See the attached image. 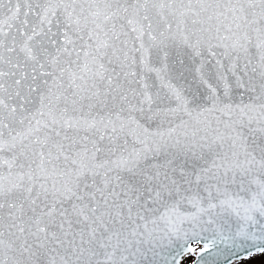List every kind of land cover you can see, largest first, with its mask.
Here are the masks:
<instances>
[{
	"label": "snow or ice",
	"instance_id": "snow-or-ice-1",
	"mask_svg": "<svg viewBox=\"0 0 264 264\" xmlns=\"http://www.w3.org/2000/svg\"><path fill=\"white\" fill-rule=\"evenodd\" d=\"M205 233L264 242V0H0V264Z\"/></svg>",
	"mask_w": 264,
	"mask_h": 264
},
{
	"label": "water",
	"instance_id": "water-1",
	"mask_svg": "<svg viewBox=\"0 0 264 264\" xmlns=\"http://www.w3.org/2000/svg\"><path fill=\"white\" fill-rule=\"evenodd\" d=\"M187 227V225H185ZM211 233L202 234L201 237H192L191 234L184 238L183 236L174 240L172 246L168 249L171 256H175L177 253L180 255L177 257V264H180V259L183 255L188 252L184 251V247L188 248L191 245H198L201 250H198L195 254V258L190 264H230L233 261L239 260L243 257L248 256V252L251 249L252 253L257 252L256 248L258 246L264 247V242H252V241H239L238 245H224L218 243L215 247L205 249L204 241L211 239ZM199 241V242H197Z\"/></svg>",
	"mask_w": 264,
	"mask_h": 264
},
{
	"label": "rangeland",
	"instance_id": "rangeland-1",
	"mask_svg": "<svg viewBox=\"0 0 264 264\" xmlns=\"http://www.w3.org/2000/svg\"><path fill=\"white\" fill-rule=\"evenodd\" d=\"M190 249L192 250L181 257L180 264L192 263L196 252L198 250H201L197 245L194 246L191 245ZM230 264H264V252H259V251L254 252L251 255L233 261Z\"/></svg>",
	"mask_w": 264,
	"mask_h": 264
}]
</instances>
